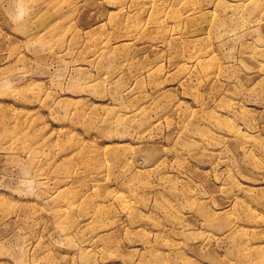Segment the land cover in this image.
<instances>
[{"label":"rangeland","instance_id":"obj_1","mask_svg":"<svg viewBox=\"0 0 264 264\" xmlns=\"http://www.w3.org/2000/svg\"><path fill=\"white\" fill-rule=\"evenodd\" d=\"M0 264H264V0H0Z\"/></svg>","mask_w":264,"mask_h":264},{"label":"bare ground","instance_id":"obj_2","mask_svg":"<svg viewBox=\"0 0 264 264\" xmlns=\"http://www.w3.org/2000/svg\"><path fill=\"white\" fill-rule=\"evenodd\" d=\"M202 212L206 213L207 214V218H208V221L209 222H213V214L207 210H205L204 208H201L200 209Z\"/></svg>","mask_w":264,"mask_h":264}]
</instances>
